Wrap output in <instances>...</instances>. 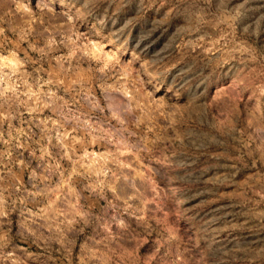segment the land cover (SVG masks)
<instances>
[{"label":"rangeland","instance_id":"rangeland-1","mask_svg":"<svg viewBox=\"0 0 264 264\" xmlns=\"http://www.w3.org/2000/svg\"><path fill=\"white\" fill-rule=\"evenodd\" d=\"M0 264H264V0H0Z\"/></svg>","mask_w":264,"mask_h":264}]
</instances>
